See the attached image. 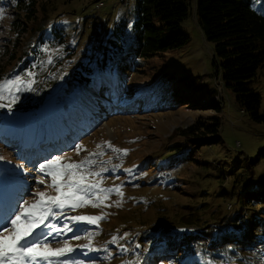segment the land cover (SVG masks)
I'll list each match as a JSON object with an SVG mask.
<instances>
[{
	"label": "rangeland",
	"instance_id": "rangeland-1",
	"mask_svg": "<svg viewBox=\"0 0 264 264\" xmlns=\"http://www.w3.org/2000/svg\"><path fill=\"white\" fill-rule=\"evenodd\" d=\"M66 1L58 2L57 13L51 16L55 22L68 24H74L76 16L80 17L79 22L84 18V25L82 26L81 23L77 25L74 39L71 40L72 43L76 41L78 50L85 45L87 48L90 47L94 40L95 27H105L106 25H103L105 23L110 25L116 14V17L126 15L131 19L135 14V0ZM0 9H3V15H0V96L3 97L0 99V105H8L13 96L18 97L11 107L0 106V110H11L19 115L26 126L25 129L31 131L32 135L28 147L19 145L18 142L8 143L0 140V168L7 180L12 183H8L7 187L5 185L0 195L11 186L24 188L25 192L20 196L21 204L25 201L32 203L35 199L34 193L37 191L56 195L54 189L47 186L51 183L50 177L43 179L44 184L38 182L42 179L39 177L46 176L39 171V164L54 156L64 157L62 163L79 162L88 158L92 163L78 169L85 174V183L101 181L100 188L121 186L122 195L116 192L105 194L98 190L87 195L85 199L95 202L96 206H93V203H85L76 208L54 207L53 212L59 213L62 218L65 216L64 225L69 221V226L78 230L69 234L66 231L54 232L48 237L47 247L56 249L67 243L73 251L62 257H51L47 261H40L39 264H61L64 260L69 264H75L76 261H79V264H153L160 259H169L170 264H185L189 259L187 252L174 251L164 239H156L160 234L158 230L165 233L171 228L178 231L189 229L191 224L197 223L200 219L178 216L185 212H194L193 215L202 216L206 211L198 212V210L206 205L209 209H224V218L233 213H241L242 209H238L237 204L234 203L235 197L227 192L229 189L226 181L231 178L227 177L229 171L232 169L237 171L239 167L245 166L246 161L248 171L252 172V175H260L263 181L259 185L250 183L253 189L259 192L264 188L262 160L264 157L261 156L264 153V126L251 120L238 108L234 94L224 87L221 72L217 74L214 72L211 61L212 47L201 34L193 3L191 13L181 21V28L189 35L188 41L180 48L151 56L143 61L137 70H131L128 84L124 86L125 83H118L116 86L122 89L119 94H123L122 92L126 90L129 97L123 96L135 101L125 110L127 112L123 113V116H114L108 120L105 118L111 112L112 106L104 99L105 105L101 107L96 102L95 96L103 99L102 91L90 92L87 84L76 87L71 94L65 92L61 99H51L50 90L54 92L58 89L68 70L59 71L56 76L58 82L51 89L50 71L56 62L47 63L51 61V56L57 58L51 49L40 63L42 69L47 72L42 79L35 77L32 68H21L24 57L17 58L14 54L26 48V45L21 47L24 41L28 43V32L23 31L19 22L24 18V14L20 12L21 7L19 8L14 0H0ZM68 29L72 31L71 28ZM19 34H22V38L19 37L17 41ZM15 41L18 42L17 49L14 45ZM20 56L24 54L21 53ZM34 65L35 62L32 67ZM16 77H20L22 83L5 87V81H14ZM29 81H31L30 85ZM17 88L20 90L17 91ZM45 92L49 93L45 94ZM111 94L109 93L108 96H112ZM183 97L187 98L181 99ZM212 99L214 103L220 104V109L208 105ZM41 100H44V103L34 110L23 112L20 109L21 104L28 106L30 103L38 104ZM163 104L167 105L163 106ZM99 106L101 109H98ZM73 108L80 112L86 111V114H83L84 118L75 117V121H78L83 129L85 124L90 126L88 131L84 130V133L71 126V129L79 132L77 139H74L75 135H66L64 127L68 125H62L58 119L59 113L55 112ZM91 108L93 113L88 112ZM91 113L93 117L89 116ZM218 114L221 117L220 138L217 136L212 144L202 146L196 144L194 147L186 145V148L175 154L173 149H177L176 146L165 147L179 140L175 135L179 127L184 128L196 119L211 120ZM5 116L4 112L0 114V118ZM59 132L66 135L65 138L56 139ZM35 140L36 144L33 147ZM68 141L73 145L70 147L66 145ZM108 143L112 147H108ZM77 144L81 146L79 152L75 150ZM114 149L127 151L125 153ZM27 151L31 154L28 159L25 156ZM90 153L95 155L90 156ZM183 153H187V158L182 160L183 163L185 162L184 165L177 160ZM102 169L108 171L101 172ZM91 173L101 174L94 176ZM23 174L26 179L22 178ZM210 176L222 177L225 180L223 188H220V191L223 189L225 193L221 200L205 199L212 190L218 189L214 179L208 178ZM175 181L178 182V186L174 185ZM97 197H100L102 202H98ZM13 200L14 197L5 194L1 203V210L4 211L5 216H14L20 210L17 207L18 210L14 212L16 207L13 205ZM253 200L256 209L264 205V199ZM217 201L220 203L215 204ZM145 203L146 208L143 207ZM216 211V214L219 213ZM258 214L264 217V212L260 209L254 212L252 219L255 224H260ZM82 215L103 218L94 224L86 221L74 222L70 219ZM128 217L131 219L120 223V220ZM161 218L170 222L172 226L164 223V227L155 228L156 230L149 228L148 234L138 235H134L132 229L128 228L137 226L138 220L146 223L145 228L150 225L155 227L160 223ZM54 221H58V218ZM124 225L127 227L125 228ZM49 229L51 227L43 230L47 233ZM77 236L79 239L74 238ZM113 237H116L115 241ZM74 249L77 252L75 254H73ZM231 256L234 255L224 254L220 264H237L228 260ZM203 258V254L197 255L199 264H212L210 260L206 262L207 260ZM248 264H264V257Z\"/></svg>",
	"mask_w": 264,
	"mask_h": 264
},
{
	"label": "trees",
	"instance_id": "trees-1",
	"mask_svg": "<svg viewBox=\"0 0 264 264\" xmlns=\"http://www.w3.org/2000/svg\"><path fill=\"white\" fill-rule=\"evenodd\" d=\"M14 1L19 8L21 7L20 12L24 14V18L19 21L21 27L23 31L28 32V43L24 41L21 46L23 48L26 45V48L14 54L17 58L24 57L21 68H32L35 77L42 79L47 72L42 69L40 63L51 49L57 55L56 59L51 56V61L47 63L56 62L50 71L51 89L58 82L56 76L59 71L68 70L58 89L54 92L50 90L51 99H61L65 92L71 94L76 87L87 84L90 92L100 90L103 97L110 100L113 111L105 118L106 120L114 116H123L125 113L115 108L119 99L124 101L125 108L130 107L135 101L123 96L129 97L126 90L122 92L123 94H119L122 89L116 86L118 83H125L124 86L128 84V75L131 70H137L142 62L151 56L180 48L188 41L189 35L181 28V21L188 13H191L193 3L201 34L212 47L211 61L214 72L216 74L221 72L224 87L234 94V101L238 108L251 120L264 126V0H135L133 19L126 15L116 17V14L110 25L105 23L103 24L106 25L105 27H95L94 40L89 48L85 45L79 50L76 41L72 43L71 40L74 39L77 25L79 23L84 25V18H81L79 22L80 17L76 16L74 24H68L55 22L51 16L56 12L58 2L64 3L67 2L66 0ZM67 27L74 32L69 31ZM80 32L81 30L78 34ZM19 37L22 38V34L16 38L17 41ZM17 41L14 42L15 46ZM21 53L24 56H20ZM34 62L35 65L32 67ZM108 90H112L113 98H108ZM47 93L49 92H45ZM95 98L99 104L103 103L100 97L95 96ZM43 103L44 100L38 104L30 103L28 106L21 104L20 109L27 112ZM53 104L58 105V103ZM166 105L163 104V106ZM208 105H214L217 110L220 109V104L214 103L213 99L210 103L208 102ZM0 111L7 113L10 118L16 117L18 121V115L11 110ZM55 112L59 113L60 120L66 119V122L75 126H80V123L75 121V117L84 118L83 113L75 108ZM8 116L6 115V129H11L13 122ZM220 120L221 117L218 114L211 120L196 119L184 128L179 127L175 133L179 140L165 147L176 146L177 149H173L175 154L186 148V145L194 147L196 144L199 146L212 144L217 136L220 138ZM64 129L66 133L69 132L68 129ZM26 131L27 136L28 129ZM57 135L64 136L62 132ZM186 154L183 153L177 159L179 163H183L182 160L187 158ZM261 156L263 158L264 153ZM262 160L264 161V158ZM246 165H248L247 161L245 166L239 167L237 171L233 169L229 171L227 177L231 178L226 181L229 189L226 191L235 197L234 203L237 204L238 209H242L241 213H233L224 218V209H209L206 205L198 210V212L206 211L202 216L193 215L194 212H185L178 216L200 219L201 222L191 224L189 229L183 231L171 228L164 233L158 230L160 234L156 239H164L174 251L187 252L189 259L185 264H199V259H196L199 253L203 254L206 262L210 260L212 264H220L224 254L234 255L228 260L237 264L257 262L262 256L264 257V217L257 215L260 224H255L252 219L254 212L259 209L264 212V205L256 209L252 203L253 199H264V188L256 192L252 187L253 184L259 185L263 181L260 175H252ZM208 178L214 179L218 189L212 190L205 199L219 198L218 200H221L225 193L223 189L220 191V188H223L225 180L218 176ZM174 185L178 186V182L175 181ZM1 186L0 184V189ZM218 203L220 202L217 201L215 204ZM145 205L146 203L143 205L144 208H146ZM215 211L219 213L216 214ZM130 219L131 217L120 220V223ZM159 222L155 227L150 225L145 228L146 223L138 220L137 226L128 228L132 229L134 235H138L139 233L148 234L149 228L156 230L155 228L164 227V223L172 226L163 218ZM231 222L234 223L231 224ZM124 227L127 226L124 225ZM170 263L169 259H160L153 264Z\"/></svg>",
	"mask_w": 264,
	"mask_h": 264
},
{
	"label": "snow or ice",
	"instance_id": "snow-or-ice-1",
	"mask_svg": "<svg viewBox=\"0 0 264 264\" xmlns=\"http://www.w3.org/2000/svg\"><path fill=\"white\" fill-rule=\"evenodd\" d=\"M0 15H3V9H0ZM31 75V73H29ZM22 81L20 77H16L15 80H8L4 82L5 87L13 84H20ZM31 81H29V85ZM20 89L17 88V91ZM0 99H3L0 96ZM18 97L13 96L12 101L8 105H0L11 107ZM107 143V142H106ZM108 147H112L110 143ZM99 147V146H97ZM81 146L77 144L75 150L79 152ZM126 153L127 150H117ZM90 156L95 155L90 153ZM64 157L54 156L50 159H45L44 162L39 164V171L51 178L49 187H52L56 195H48L46 192L37 191L34 193V201L28 203L25 201L20 204V210L11 217L10 222L8 217L0 218V264H39L40 261H47L51 257H62L66 253L73 251V248L65 243L61 248L52 249L47 247L48 237L52 236L51 232H45L43 229L51 227L57 233L61 231L73 232L78 230L73 226L65 224L63 229L56 228V225H47L45 221L49 216L57 217L60 214L53 212V208L64 209L66 206L70 208L81 207L85 203L95 202L86 200L87 195H91L95 190L103 192L105 194L116 192L120 195V185H115L110 188H100L101 181L95 183H85V174L78 171V169L84 167L92 161L86 158L79 162H63ZM108 171L102 169L101 172ZM101 173H91V175L99 176ZM40 184H44V180L38 181ZM98 202H102L100 197H97ZM102 216H73L70 219L74 222L86 221L89 223H96ZM79 239V237H74ZM116 237H113L115 241ZM87 247V245H85ZM61 264H69L67 260L61 262ZM75 264H79L76 261Z\"/></svg>",
	"mask_w": 264,
	"mask_h": 264
},
{
	"label": "bare ground",
	"instance_id": "bare-ground-1",
	"mask_svg": "<svg viewBox=\"0 0 264 264\" xmlns=\"http://www.w3.org/2000/svg\"><path fill=\"white\" fill-rule=\"evenodd\" d=\"M12 136H13V134H8V135H7V137H12ZM7 137H3V139H6ZM28 137H29V136H28ZM11 141H12V140H11ZM11 141H9V142H11ZM27 168H29V166H28ZM13 175H14V174H13ZM22 178H24V176H23ZM39 178H42V179H45V178H46V179H48L49 177H46V176L43 175V176H41V177H39Z\"/></svg>",
	"mask_w": 264,
	"mask_h": 264
}]
</instances>
